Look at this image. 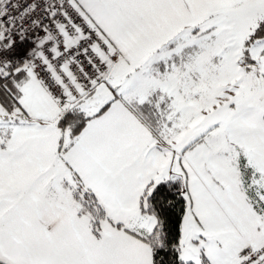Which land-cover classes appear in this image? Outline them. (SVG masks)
Returning a JSON list of instances; mask_svg holds the SVG:
<instances>
[{"label": "snow or ice", "instance_id": "snow-or-ice-1", "mask_svg": "<svg viewBox=\"0 0 264 264\" xmlns=\"http://www.w3.org/2000/svg\"><path fill=\"white\" fill-rule=\"evenodd\" d=\"M0 264H264V0H0Z\"/></svg>", "mask_w": 264, "mask_h": 264}]
</instances>
